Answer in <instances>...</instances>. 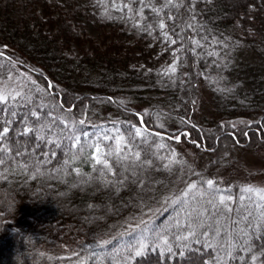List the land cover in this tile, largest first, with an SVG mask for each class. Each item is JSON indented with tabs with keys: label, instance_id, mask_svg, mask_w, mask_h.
Masks as SVG:
<instances>
[{
	"label": "trees",
	"instance_id": "trees-1",
	"mask_svg": "<svg viewBox=\"0 0 264 264\" xmlns=\"http://www.w3.org/2000/svg\"><path fill=\"white\" fill-rule=\"evenodd\" d=\"M118 1L132 11H116L108 0L104 26L109 32L98 44L73 25L72 20L85 15L70 0L67 12L54 1L0 0V79L20 68L36 81L33 85L29 79L22 91L30 103L10 100L0 112V128L10 130L9 163L0 166V264H215L218 256L226 264H253V255L255 264H264V240L255 239L249 252L243 236L230 230L239 220L238 228H246L250 237L253 229L255 236L261 235L255 197L241 201L237 187L231 189L236 211L219 217L224 231L212 249L203 245L205 237H199L200 243L192 239L187 249L189 242L176 238L187 235V213L193 219L200 211L212 216L211 196L189 197L187 205L171 203L190 183L207 191L203 182L229 167L227 157L234 148L264 146V65L243 63L241 56L244 49L256 56L264 53V0H183L182 7L165 6V0ZM161 20L167 26L163 30ZM162 31L176 41L171 45L176 71L167 75L169 54L158 52L165 45ZM49 83L54 88L47 95L37 91L47 90ZM200 83L208 87L218 116L211 125L192 119ZM32 111L39 113V122ZM254 117L251 124L232 125ZM169 124L174 128L167 129ZM133 126L147 129L146 143L135 136ZM26 127L38 130L31 139L23 134ZM108 127L124 135L123 154L139 151L141 158L136 161L129 154L118 163L108 157L113 172L101 175L94 171V148L88 145L102 136L97 128ZM74 134L81 135L83 152L72 147L69 137ZM36 135L57 143H40ZM101 143L115 147L114 140ZM182 143L208 155L209 161L195 171L177 156L180 163L166 169L172 149ZM249 212L252 223L246 227L242 217ZM229 239L235 244L231 256ZM140 240L150 247L133 258L129 246ZM66 242L74 245L69 255L50 252Z\"/></svg>",
	"mask_w": 264,
	"mask_h": 264
},
{
	"label": "snow or ice",
	"instance_id": "snow-or-ice-1",
	"mask_svg": "<svg viewBox=\"0 0 264 264\" xmlns=\"http://www.w3.org/2000/svg\"><path fill=\"white\" fill-rule=\"evenodd\" d=\"M141 3H143V0H140ZM171 5L173 7H182L183 6V0H181L180 4H175L174 0H165V6ZM111 8L115 9L116 11H123L124 8H128L129 12L132 11V9L129 7L128 4H122V6H117V0H111L110 3ZM157 15L160 14V10L153 8L152 9ZM142 17V11L138 13ZM131 18V17H129ZM168 19H174V17L169 16ZM159 27L161 30L165 29L167 26L164 23L163 20L160 21ZM189 27H192L190 24ZM164 38L165 40L171 39L170 35L168 32H164ZM173 44L176 43L175 40L171 41ZM195 45L197 47H200V42L199 41H194ZM3 53H0V56H2ZM9 59V58H5ZM14 66V65H13ZM4 65L0 64V68H3ZM176 67L175 65H170L169 68L165 71V75L169 73H175ZM11 78V77H9ZM27 79V77H26ZM31 84L35 85L36 81L31 80ZM26 86V85H25ZM54 88V85L51 83L48 84L47 90L43 89H37V91H41L44 93V95L48 94V91H51ZM23 100V101H28L29 103L31 102V97L25 95L22 91L15 92L13 94L10 91H6L3 88H0V112L4 111V108L8 106L9 101H17ZM63 107V105H61ZM71 111V109H69ZM14 114V113H13ZM49 115H51L49 113ZM31 116L36 117L37 122L40 120V115L37 111H32ZM58 119V118H54ZM142 120V118H141ZM143 122V121H142ZM61 123L65 124V128H69V125L65 121H61ZM79 123L81 125L85 124V120H80ZM136 127V126H133ZM9 128L7 126H3L0 128V166H5L7 163H9V145L6 143L8 139V134H9ZM38 130L35 127H26L23 130V134L29 136V138H32V134L36 133ZM147 129L146 128H141V127H136L135 130V136L142 138L143 142H147L145 138V133ZM84 137H88V133L84 132L82 134ZM184 135H187L185 133ZM72 139L74 142L72 144L73 148H76L77 146L80 147V151H84V146L81 144V135H73L69 137ZM174 139L179 142L180 141V136L174 137ZM35 140L39 141L40 143H57L54 139H46L44 135H36ZM115 142V147H113L111 144H102L101 141H113ZM59 146V144H57ZM127 146L126 139L124 135L120 134V130L116 129L114 135H109L107 133H104L102 136L98 137V139L93 143L88 145L90 148H94V153L91 155V159L95 162L94 164V171L99 170L101 172V175L107 171L108 173L113 172V165L109 162L108 157H115L116 161L119 163L120 161L128 160L129 159V154L134 156L136 161H139L141 158V153L139 151H136L134 153H129V154H123L124 149ZM159 148H164L166 147L164 144L158 145ZM107 148V151L105 149ZM15 154H20L19 149L15 150ZM54 155V153H52ZM169 163L165 165V168L168 170H171V165L180 163V161H177L175 159V153L171 154V156L168 158ZM68 161H65V164H68ZM96 165H102V168L97 169ZM25 167H29L28 163L25 162ZM127 170V169H126ZM75 173L77 175H83L81 170L79 168L74 169ZM71 174V173H69ZM115 174V173H113ZM0 178H3L2 174H0ZM135 182V181H134ZM105 184H113L117 182L113 181H104ZM118 183H123V181H118ZM204 185L206 186L207 191L204 190L200 185L197 183H190L187 185L186 190L183 192V195L176 197L175 199L171 200V203L174 205H187L189 203V197H192L193 199L196 197H204L206 195H210L211 198L208 199V204L211 205L212 209L214 210L212 213V216L210 217H205L204 211L197 212L196 218H192L191 213H187L188 221L186 223V228H187V235L180 234L176 238L180 241H187L189 243H186L184 247L187 249L189 247V244L192 239H195L197 243H200L199 237H205L203 241V245L208 247L209 249L213 248V241L216 240L217 237H221V233L224 231L223 227L221 226V219L219 217L222 216H227L228 213H231L233 211H236L234 207L231 206L233 197L231 196V190L228 188L221 189L218 186V183L212 179H208L203 182ZM241 191V196L239 199L241 201L244 200H251L252 197L254 196L258 202L254 203L255 209L258 211V215L255 217V219L259 222V227L260 229L264 230V189H258V188H253L251 186L249 187H243L240 189ZM221 209L223 210L221 212ZM183 211V208L181 207L178 211L179 213ZM252 217L253 213L249 212L247 216L242 217L243 220L247 221L248 224L247 226H250L252 223ZM230 219V217H228ZM214 221V222H210ZM143 223V221H142ZM240 221H233L230 230L231 229H236V235L238 236H243L244 238V243H245V248L244 250L252 252L253 250V241L255 239H261L264 240V231H262L261 235L259 237L255 236V229H253V234L251 237L249 236V233L246 231V228H238ZM176 227L180 228L181 224L179 220L177 221ZM199 230V231H198ZM105 244L110 243L108 241L104 242ZM163 244L166 246V250L169 254L172 253V247L167 246L168 241L165 239L163 240ZM228 244V255L231 256L232 250L235 248V244L233 243L232 239H229L227 241ZM103 245H101L102 247ZM150 246L146 244L143 240L137 241L135 245H130V256L131 257H141L142 255L145 254V250L148 249ZM217 249L221 248L222 245H216ZM264 247V245H262ZM202 250V249H201ZM181 256L184 255V252L179 253ZM257 257L255 255L252 256V261L253 264H255ZM125 264H127V261H125ZM215 264H226V261L223 260L222 257H217Z\"/></svg>",
	"mask_w": 264,
	"mask_h": 264
},
{
	"label": "rangeland",
	"instance_id": "rangeland-1",
	"mask_svg": "<svg viewBox=\"0 0 264 264\" xmlns=\"http://www.w3.org/2000/svg\"><path fill=\"white\" fill-rule=\"evenodd\" d=\"M50 2H55L59 5L58 9L62 12H67L71 9L68 0H48ZM75 8L80 9L84 13V17L80 20H72L74 26L77 27L84 36H87L98 44L102 42L103 34L109 32V28L104 26L105 23V12L108 4V0H70ZM122 4H126L124 2H117V6H122ZM164 32L162 31V36L164 37ZM165 45L160 48L158 52H164L165 50L168 52L170 57V62L168 64V68L170 65H176L175 63V54L174 49L171 47L172 40H165ZM155 40L150 41V45L153 44ZM148 44V45H149ZM244 49V54H242L241 59L243 63H250L253 66L263 67L264 65V53L260 56H256L248 53V51ZM263 55V56H262ZM173 56V58H172ZM11 77V78H9ZM27 77V79H26ZM29 79H33V74L25 71L20 68H16V71L10 73L6 78L0 79V88L5 89L6 91H10L13 94L18 91H23L26 83L29 82ZM196 98L193 101L192 107V119L195 123L199 125H211L215 120L218 119L217 113L215 111L214 104L212 102V96L208 90V87L202 83L199 85L198 93H196ZM257 118H250L245 120H233V124L241 123V124H251ZM166 126V125H165ZM175 126L169 124L168 128L173 129ZM116 128L108 127V128H97V135H103L106 132H110L109 134H115ZM136 130V128H135ZM188 134L186 135V137ZM163 143V142H162ZM175 147L172 149L171 154L175 153V157L179 156L183 160H186L190 164L195 167V171H198L207 161H209L208 155H203L200 153H196L194 149L183 145ZM244 144L240 145L237 148H234L231 152H229L227 160L230 162V165L227 169L222 172L216 174V176H212L211 178L218 183V186L221 189L228 188L233 189L237 187L240 195V189L243 187H253L258 189H264V146L257 147L256 149L246 150L243 148ZM199 148V145L196 146ZM207 179V180H208ZM254 197V196H253ZM80 241V239H77ZM70 246H74L72 243H65L60 247H51L50 252L59 255H69L71 251H67ZM88 246V244H86Z\"/></svg>",
	"mask_w": 264,
	"mask_h": 264
}]
</instances>
